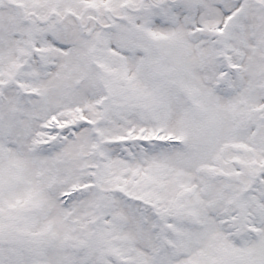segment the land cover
Wrapping results in <instances>:
<instances>
[{"label": "snow or ice", "instance_id": "6c2138e0", "mask_svg": "<svg viewBox=\"0 0 264 264\" xmlns=\"http://www.w3.org/2000/svg\"><path fill=\"white\" fill-rule=\"evenodd\" d=\"M0 264H264V0H0Z\"/></svg>", "mask_w": 264, "mask_h": 264}]
</instances>
